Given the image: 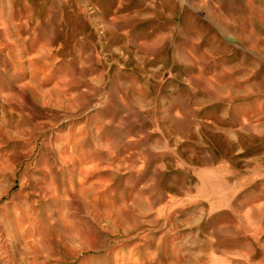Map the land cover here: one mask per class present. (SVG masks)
<instances>
[{"label":"rangeland","instance_id":"obj_1","mask_svg":"<svg viewBox=\"0 0 264 264\" xmlns=\"http://www.w3.org/2000/svg\"><path fill=\"white\" fill-rule=\"evenodd\" d=\"M0 264H264V0H0Z\"/></svg>","mask_w":264,"mask_h":264}]
</instances>
